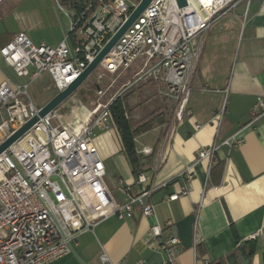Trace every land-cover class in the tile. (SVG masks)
<instances>
[{
	"label": "built area",
	"instance_id": "1",
	"mask_svg": "<svg viewBox=\"0 0 264 264\" xmlns=\"http://www.w3.org/2000/svg\"><path fill=\"white\" fill-rule=\"evenodd\" d=\"M140 1L90 0L79 10L56 0L59 14L69 21L58 46L35 44L20 33L1 48L5 63L29 82L18 85L8 78L0 82V146L44 106L35 105L29 93L31 84L48 74L52 79L49 88L57 94L66 90L121 30ZM186 1L187 5L180 7L177 0H153L88 77L90 80L95 75L101 84L106 76H112L114 84L132 74L117 94L104 103L101 99L113 85L98 89L97 101L86 109L83 104L93 91L81 90L82 100H77L74 92L0 154V264H51L74 253L78 238L110 217L131 219L136 211L143 217L155 214L150 199L156 188L144 187L150 180L145 172L135 175V184L143 187L140 192L127 185L121 187L125 201L115 200L104 181L106 166L95 138L98 132L113 131L110 107L136 85L150 83L161 99L174 103L169 131L192 115L188 104L201 54L200 39L239 7L243 14L236 17L244 28L253 0ZM73 103L78 107L77 115L72 112ZM222 115L223 110L216 116L219 126ZM263 116L264 93L250 113L251 122ZM64 117L72 120L66 122ZM241 143L235 137L219 144L216 140L212 147L198 151L195 163L209 161V174L221 146L231 149ZM138 153L154 158L151 171L157 173L162 157L148 146ZM195 176L192 165L174 177L170 183L181 182L182 188L170 201L188 195ZM117 180L122 185V179ZM167 226L173 230L170 239H164L163 228L156 225L150 228L146 244L164 253L168 264H179L182 245L177 227L172 221ZM258 236L256 233L250 240ZM100 258L103 263L109 261L106 254Z\"/></svg>",
	"mask_w": 264,
	"mask_h": 264
},
{
	"label": "crops",
	"instance_id": "2",
	"mask_svg": "<svg viewBox=\"0 0 264 264\" xmlns=\"http://www.w3.org/2000/svg\"><path fill=\"white\" fill-rule=\"evenodd\" d=\"M263 2L253 0L244 28L236 16H226L200 39L201 54L188 104L192 115L185 116L169 131L167 127L173 119L175 105L158 96L159 107L170 116L168 123L155 126L136 138L137 150L152 147L163 160L161 168L153 173L152 157L149 170L145 172L150 180L144 187L156 188L150 199L155 205V214L143 217L136 211L131 219L110 217L93 231L82 234L74 253L51 264H168L164 253L146 244L150 228L161 226L163 238L170 239L173 230L167 223L172 221L176 226L191 214L197 216L194 226L196 246L180 249L179 264H206V260L209 264H228L227 258L233 253L242 264L240 248L246 249L251 264H264V116L253 123L250 117L258 98L264 93ZM20 8L0 14V50L17 34L24 33L33 41L30 35L39 32V23L23 15ZM237 13L241 16L243 10ZM232 26L235 27L230 28ZM35 44L47 45L43 40ZM0 60L10 68L1 53ZM4 78L11 80L0 68V82ZM141 86H144V92L152 91L157 95L152 84ZM222 110L219 126L216 116H221ZM198 124L202 125L200 129L196 128ZM150 133L156 134L151 140L148 139ZM105 135L112 141L114 137L118 143L115 152L123 153L114 131ZM233 137L242 143L231 149L221 146L209 174V161L195 163L202 147L210 148L216 140L219 144ZM124 158L129 164L125 154ZM192 165L196 176L188 195L170 201V196L182 188L181 182L170 181ZM129 167V176H117L121 177L122 185L117 182L116 189L108 185L115 200L121 203L125 201L121 187L130 185L136 193L143 188L135 184V174ZM256 233L259 236L250 240ZM198 244H201L199 251ZM252 245H255L253 253L250 252ZM104 254L109 257L107 263L101 261Z\"/></svg>",
	"mask_w": 264,
	"mask_h": 264
},
{
	"label": "rangeland",
	"instance_id": "3",
	"mask_svg": "<svg viewBox=\"0 0 264 264\" xmlns=\"http://www.w3.org/2000/svg\"><path fill=\"white\" fill-rule=\"evenodd\" d=\"M60 2L62 3V0H60ZM19 6H21L19 10L23 12V15H27L31 21L38 22L41 26L39 32L36 35H30L31 38H33V42L38 43L39 40H43L46 44L52 47H56L60 44L61 40H63L65 37L69 21L67 18L62 17L59 14L56 0H0V14H9L14 8H18ZM242 10L243 8L239 7L236 13H233L229 16H236L238 14L237 12ZM0 68L4 70V72L10 77L11 81L15 84L23 85L29 82L26 78L21 79L18 77L10 68H7L1 60ZM131 76L132 74H128L124 78L118 79L114 84L113 77L106 76L101 84H97L94 75L90 78V80L87 79L81 88L77 90L76 99L82 100V95H80L81 90L87 92L89 90L93 91V94L87 96V101L83 104L86 109H89L92 106L91 103L93 101H97V90H107L110 85H113L112 88L109 89L106 95L101 99L102 102L105 103L113 95L118 93L122 85L131 79ZM51 84L52 79L48 74L43 75L31 84L29 93L36 106L41 107L45 105L57 94L55 90L49 88ZM143 88L144 86L136 85L123 95L126 106H128V111L130 112L129 116L136 121L142 119V108H145L149 112H153L159 107L158 95L153 94L152 91L144 92ZM83 112L84 109L80 110L81 114H83ZM70 119L72 120L71 117ZM155 136L156 134L150 133L148 139L151 140ZM95 142L97 149L99 150V153L107 167V173L105 175L104 181L107 187L109 185L111 188L116 189L118 182L117 179L119 178L117 176L130 175L129 164L126 162V160H124L125 158L123 153L115 152L117 151L118 143L114 137L112 141L108 135H105V133L98 132ZM116 196L117 195H115V197Z\"/></svg>",
	"mask_w": 264,
	"mask_h": 264
},
{
	"label": "water",
	"instance_id": "4",
	"mask_svg": "<svg viewBox=\"0 0 264 264\" xmlns=\"http://www.w3.org/2000/svg\"><path fill=\"white\" fill-rule=\"evenodd\" d=\"M153 0H141L138 7L133 11L131 16L125 25L121 28V30L110 40L107 46L103 49L100 55L96 58V60L85 70V72L76 80V82L72 83L66 90L56 94L52 99H50L41 109L39 114L35 116L32 120H30L26 125L16 132L13 136L10 137L7 141H5L0 146V154H2L11 144H13L17 139L24 134L37 122L40 118L45 117L49 113H51L54 109H56L61 103L67 100L74 92H76L80 86L90 77L92 72L96 69L100 61L103 57L111 50V48L116 44L119 38L128 30V28L135 22V20L145 11V9L149 6V4ZM180 7H185L187 5L186 0H177ZM224 210L229 218V213L226 208L224 202H222ZM197 216L195 214H191L185 219L181 220L177 223V235L179 237V241L183 248L191 249L194 246V238H195V225H196ZM230 220V218H229ZM239 256L241 258L242 264H251V257L246 252L245 248H241L239 250ZM228 264H239L238 258L236 254H231L227 258Z\"/></svg>",
	"mask_w": 264,
	"mask_h": 264
},
{
	"label": "trees",
	"instance_id": "5",
	"mask_svg": "<svg viewBox=\"0 0 264 264\" xmlns=\"http://www.w3.org/2000/svg\"><path fill=\"white\" fill-rule=\"evenodd\" d=\"M90 0H62L64 5L72 9H82ZM128 106H126L124 96L115 100L111 105V119L113 131L117 135L121 145V151L125 154L129 165L132 168L133 174L137 175L139 172H146L149 170L152 163V157L143 156L138 153L136 138L141 133L151 131L155 126L165 125L170 119L168 113L162 111L160 107L156 111L149 112L145 108L143 116L140 121L133 120L129 116ZM134 175V176H135ZM201 248V244L197 245V250ZM241 249V248H240ZM255 251V245L251 247V253Z\"/></svg>",
	"mask_w": 264,
	"mask_h": 264
},
{
	"label": "bare ground",
	"instance_id": "6",
	"mask_svg": "<svg viewBox=\"0 0 264 264\" xmlns=\"http://www.w3.org/2000/svg\"><path fill=\"white\" fill-rule=\"evenodd\" d=\"M72 112H73L74 115H77L78 107H77L76 103H75V104L73 103V106H72ZM64 120H65L66 122H69L71 119H70V117H69V118L64 117Z\"/></svg>",
	"mask_w": 264,
	"mask_h": 264
}]
</instances>
